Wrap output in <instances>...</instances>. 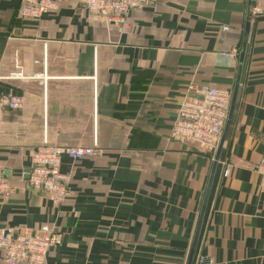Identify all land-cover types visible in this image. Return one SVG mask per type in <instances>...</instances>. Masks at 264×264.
I'll return each instance as SVG.
<instances>
[{
    "label": "crops",
    "instance_id": "1",
    "mask_svg": "<svg viewBox=\"0 0 264 264\" xmlns=\"http://www.w3.org/2000/svg\"><path fill=\"white\" fill-rule=\"evenodd\" d=\"M19 5L0 0V95L25 99L21 110L0 109L11 186L0 228L58 230L45 264H187L206 200L192 264H264L253 172L264 159V15L249 16L264 0H157L131 13L128 35L77 0L38 21L19 18ZM191 85L231 92L216 165L218 149L204 155L170 139ZM45 143L100 151L62 157L70 182L60 207L24 183L28 149Z\"/></svg>",
    "mask_w": 264,
    "mask_h": 264
},
{
    "label": "built area",
    "instance_id": "2",
    "mask_svg": "<svg viewBox=\"0 0 264 264\" xmlns=\"http://www.w3.org/2000/svg\"><path fill=\"white\" fill-rule=\"evenodd\" d=\"M18 16L26 21H38L50 15L66 0H19ZM87 13L115 28L119 34L128 35L132 31L130 15L133 11L151 8L157 0H77ZM264 15L260 8L249 12L252 18ZM228 28H222L226 32ZM233 50L225 56L236 57ZM231 92L212 86L191 85L186 90L170 131V139L179 144H192L201 154L212 156L219 147L223 130L228 119ZM25 105L22 96L5 93L0 95V109L21 110ZM264 140V136H263ZM100 151L91 148H59L43 144L28 149L30 167L24 183L30 192H42L55 207L62 206L68 197L70 178L60 172L61 159L72 162L99 156ZM253 172L262 177L264 192V159L253 167ZM230 167L224 171L228 177ZM11 186L0 166V197L7 198ZM63 235L50 225H42L37 230L6 227L0 228V264H45L48 252L61 245ZM197 264L210 261L199 259Z\"/></svg>",
    "mask_w": 264,
    "mask_h": 264
},
{
    "label": "water",
    "instance_id": "3",
    "mask_svg": "<svg viewBox=\"0 0 264 264\" xmlns=\"http://www.w3.org/2000/svg\"><path fill=\"white\" fill-rule=\"evenodd\" d=\"M245 39H246V37H245ZM244 50H245V42L243 44V48H242L240 56H239V65H241V63L243 61ZM223 137H224V135H222L221 142L219 144L216 157L214 159V165H216V163L219 160V151H220V147H221V144H222ZM205 204H206V200L204 201V204H203V208H202V211H201V217H200V220H199V223H198V227H197V230H196V233H195V237H194V240H193V244H192V247H191V252H190L187 264H192L193 256H194L196 245H197L198 235H199V231H200V227H201L202 215H203V212H204V209H205Z\"/></svg>",
    "mask_w": 264,
    "mask_h": 264
},
{
    "label": "trees",
    "instance_id": "4",
    "mask_svg": "<svg viewBox=\"0 0 264 264\" xmlns=\"http://www.w3.org/2000/svg\"><path fill=\"white\" fill-rule=\"evenodd\" d=\"M3 94H5V93H3Z\"/></svg>",
    "mask_w": 264,
    "mask_h": 264
}]
</instances>
